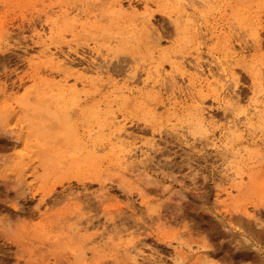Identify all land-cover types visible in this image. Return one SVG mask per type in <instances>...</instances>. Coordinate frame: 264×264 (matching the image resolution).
Masks as SVG:
<instances>
[{"label": "rangeland", "instance_id": "1", "mask_svg": "<svg viewBox=\"0 0 264 264\" xmlns=\"http://www.w3.org/2000/svg\"><path fill=\"white\" fill-rule=\"evenodd\" d=\"M247 10L258 48L239 23ZM192 65L213 74L220 101L185 95L187 79H204ZM251 66L264 84V0H0V264H179L176 237L198 253L182 264L202 253L208 264H264V160L247 165L223 148L229 124L243 130L250 101L264 102ZM39 88L57 98L36 103ZM91 112L114 125L88 121ZM258 118L250 133L264 140ZM128 153L133 179L121 182ZM237 168L241 186L230 190Z\"/></svg>", "mask_w": 264, "mask_h": 264}, {"label": "bare ground", "instance_id": "2", "mask_svg": "<svg viewBox=\"0 0 264 264\" xmlns=\"http://www.w3.org/2000/svg\"><path fill=\"white\" fill-rule=\"evenodd\" d=\"M131 5V4H130ZM131 9V8H130ZM112 10H113V13H121V12H123V8H122V5L118 2V1H116L115 3H113V5H112ZM151 17V16H150ZM149 16H146V18H144V22L143 23H141V31H143L144 33H148V31L149 32H152V31H154V26H153V24H152V22H151V18H150ZM241 22V23H240ZM239 23L240 24H242V26L244 27V29L246 30V32H247V34L249 35V39L251 38L254 42V44H256V47L258 48L259 47V45H258V41H257V38H256V34L254 33L255 31H256V28H255V20L253 19V15L251 14V12L249 11L248 12V10H247V12H244V15L241 17V18H239ZM190 24V23H189ZM188 24V25H189ZM190 26V25H189ZM259 31V30H258ZM215 32V31H214ZM152 34V33H151ZM211 37H213V33L211 32ZM219 38H220V35L218 36ZM218 37H216L217 39H218ZM250 39V40H251ZM220 41H221V43H222V48H220L221 49V51H222V53L223 54H225V55H229L230 53H231V47L229 46V43H228V40H225V38H220ZM253 44V45H254ZM260 44V43H259ZM235 48V47H234ZM257 51V50H256ZM258 52V51H257ZM29 54V53H28ZM27 54V55H28ZM41 56H43V57H46L47 55H49V58H48V61L50 62V63H52V62H54L55 60H59L58 58H57V56L55 55V54H53V53H50V52H48V50L47 49H43L42 51H41ZM197 54V53H196ZM60 56V55H59ZM60 58H62V57H60ZM64 58V57H63ZM193 59V61H194V63L195 64H197L198 62H199V60H200V58H199V55H196L195 57H193L192 58ZM40 62H41V60H40ZM56 62V61H55ZM66 62V61H65ZM68 62V61H67ZM63 63V62H62ZM190 63H192V62H190ZM64 64H66V63H64ZM68 64H70L69 62H68ZM172 66H174V65H172ZM184 66V65H183ZM193 66V65H192ZM176 66H174V69H176L175 68ZM191 67V66H190ZM252 67V66H251ZM199 65L198 66H193L192 68H191V70H194L195 71V73H197V74H199V75H202V77H204V79L203 80H201V79H199V81H198V84H197V82H196V84H197V86H195V84H194V82L192 81V80H188L187 79V85H188V90H189V93H187V94H185L186 96H189L191 99H193L194 98V96H199L202 92H205V91H207V92H211L212 91V93H213V95H214V99L215 100H218V101H220L219 99H220V97L221 96H219V93H218V91L217 90H215L214 89V85H216L217 84V82L218 81H216L215 80V77L213 76V74L212 75H206V74H204V73H202V70H199ZM253 69H251L250 70V74H251V76H252V80H253V82H254V85L257 87V88H261L262 89V91H264V84H263V80H262V78H261V76L262 75H260V71L257 69V68H255V67H252ZM65 69H66V67H65ZM188 69V68H187ZM56 70H58L57 68H56ZM260 70H261V68H260ZM155 74H156V77L157 78H161L164 74H163V72L162 73H160L159 75H158V68H155ZM56 72V71H55ZM57 73V72H56ZM154 74V73H153ZM155 74L153 75V76H155ZM181 74V76H184L185 75V72H181L180 73ZM261 74H263V73H261ZM57 75V74H56ZM149 75V74H148ZM195 75V74H194ZM165 76V75H164ZM166 77V76H165ZM158 79L157 80H154V81H152V84L154 85V84H157L158 83ZM234 82V81H233ZM173 84V86L175 85V83L173 82L172 83ZM145 85H146V83H145ZM147 86H149V89H150V84L149 85H146L145 86V88H147ZM172 86V85H171ZM151 87H153V86H151ZM156 87L158 88V86L156 85ZM156 87H155V89H156ZM175 87V86H174ZM219 87V86H218ZM99 89V88H98ZM152 89V88H151ZM177 89V88H176ZM175 90V89H174ZM173 90V91H174ZM172 91V92H173ZM177 91V90H176ZM191 91H193V93H190ZM220 91V90H219ZM38 97H37V100H36V103H39V104H46V103H48L49 101H52L53 99H52V97L53 96H51L45 89H43V88H39L38 89ZM125 92V91H124ZM52 93V92H51ZM121 93H123V92H121ZM133 93V92H132ZM180 94L182 93V91H180L179 92ZM261 93V92H260ZM11 93H9V95H10ZM130 94V93H129ZM156 94V93H155ZM175 94V93H174ZM51 98H50V97ZM182 96V95H181ZM5 97H6V95H5ZM185 97V96H184ZM10 98V97H9ZM54 99L55 98H57V97H53ZM58 98L60 99V97L58 96ZM177 98H179V96L177 97ZM189 98V99H190ZM192 102V101H191ZM12 103V102H11ZM225 103V102H224ZM227 104H230V103H228L227 102ZM239 104V103H238ZM250 104H251V107H252V110L254 111L253 112V114L252 115H250V116H248L249 115V112L248 111H243V113H245L246 115H245V123L244 124H242V127L244 128L243 130L241 129V127H239L238 126V124L236 123V122H232L231 124H229V126L227 127V130H226V133H225V138H224V141H223V148L225 149V151H228V152H230V154L231 155H235V153L236 154H238L240 151H242V152H244L247 156H248V159H247V165H253V163L255 162V159H256V155H258L260 158H261V160H264V140L263 139H261V137H258V138H256V137H253V135L250 133V130L253 128V119H254V117L255 116H257V118L259 117L260 119L261 118H264V102L262 103H260V102H257V100H252V101H250ZM253 104V105H252ZM226 106V105H225ZM231 106V105H230ZM199 107V106H198ZM197 106H194L192 109H191V112H192V118L191 119H193L194 121H195V123L198 125V126H201L202 127V125L204 126L205 125V123L203 122L204 121V118L202 117V112L200 111V109L198 108ZM201 107V106H200ZM8 108H10V111L12 112V114H14L15 115V113H14V111L16 110V108L14 107H11L10 106V104H8ZM202 108V107H201ZM226 108H227V106H226ZM225 108V109H226ZM228 108H230V107H228ZM248 109V108H247ZM229 110V109H228ZM251 110V109H250ZM187 114V113H186ZM87 116H88V121H91V122H95L98 126H112V124L113 123H115L114 121L112 122H108V120H109V118L106 116V115H101V114H99L98 112H91L90 114L88 113L87 114ZM111 117V116H110ZM116 118V117H115ZM258 118V119H259ZM15 119V118H14ZM111 119L112 120H116V119H114V118H112L111 117ZM207 121V120H206ZM264 121V120H263ZM116 122H117V120H116ZM114 125V124H113ZM116 125V124H115ZM256 127V126H255ZM16 129H18L17 130V134L19 133V135L16 137V141H19V143H22L23 142V139H22V131H23V127L21 126V124L20 123H18L17 124V126H14V129L11 131V132H13L14 130H16ZM123 129V128H122ZM101 131H102V129H101ZM253 131V130H252ZM89 132V131H88ZM104 132V131H103ZM106 132V131H105ZM97 133V132H96ZM117 136H113V139H114V141H115V143H119V144H121L123 141L122 140H120L121 139V137H123L122 136V134H121V129H119L118 131H117ZM253 133V132H252ZM89 134H90V132H89ZM93 134H94V132H93ZM92 134V135H93ZM127 135V134H126ZM256 135V134H255ZM97 136V135H96ZM261 136V135H260ZM95 137V136H94ZM128 137V136H127ZM245 137H248V139H245ZM125 138V137H124ZM94 139V138H93ZM112 139V138H111ZM111 139H109V140H107L106 141V143H107V145H112L110 142L111 141H113V140H111ZM126 139V138H125ZM93 142V141H92ZM18 143V142H17ZM243 146V145H245V147L243 146L240 150L238 149V150H236V148L235 147H238V146ZM14 146V145H13ZM16 146V145H15ZM116 147V146H115ZM214 147V146H213ZM99 148V147H98ZM90 149V148H89ZM95 149V148H94ZM93 149V150H94ZM97 149V148H96ZM116 149V148H115ZM91 150V149H90ZM113 150V149H112ZM23 151V150H22ZM97 151V150H96ZM95 151V152H96ZM99 151V150H98ZM234 151V152H233ZM224 152V151H223ZM241 152V153H242ZM99 153V152H98ZM243 153V154H244ZM95 154H97V153H95ZM94 154V155H95ZM122 156V155H121ZM121 156H119V158L121 157ZM129 157V153L128 154H125V155H123V158L125 159V160H123V164H125L127 161H130V160H127V158ZM129 158H131V157H129ZM260 160V161H261ZM94 162V161H93ZM257 162V161H256ZM264 162V161H263ZM121 165H122V162H121ZM126 165V164H125ZM118 166V165H117ZM124 166V165H123ZM120 168H121V166H120ZM125 169V168H124ZM126 171H124V173H123V175L119 178V180H121V182L122 181H129L130 182V180H132L133 179V172H134V169H132V168H130V163H129V165H126V169H125ZM101 172H103V171H101ZM30 176H32V175H30ZM225 177H227V176H225ZM28 179V178H27ZM31 179V178H30ZM232 181H237L235 184H230V186H229V189L230 190H233V189H235V190H239L240 189V186H241V182H242V179H243V177H242V173L240 172V170L237 168L235 171H234V173H233V176H232ZM118 180V179H117ZM24 182H27V180L26 179H23V181H22V183H24ZM105 183V182H104ZM24 186L26 187L25 188V190H27L28 192L30 191V189H31V187H32V185H27V184H24ZM103 187H104V185H102ZM105 188V187H104ZM163 188V187H162ZM163 190V189H162ZM224 192H225V195L228 197L230 194H231V191H228L227 189H225V190H223ZM31 193V192H30ZM32 194V193H31ZM143 194H145L144 192H143V190L141 189V190H139V192H138V196H139V198H141L142 199V197H143ZM72 195V194H71ZM32 197H34V194H32L31 195ZM74 196V195H73ZM101 196H103V195H100V197ZM145 196V195H144ZM67 197V196H66ZM75 197H76V195H75ZM75 197H73V198H75ZM99 197V196H98ZM105 197V196H104ZM72 198V197H71ZM77 198V197H76ZM101 198H103V197H101ZM145 198H146V196H145ZM35 199V198H34ZM40 200V199H39ZM68 200H69V198H68ZM143 200V199H142ZM38 201V200H37ZM145 203V202H144ZM226 211V210H225ZM226 213L228 214V219H227V221H228V223H241V220L240 219H238V218H236L235 216H233V215H231L230 214V212H228V211H226ZM243 214L246 216L247 215V210L245 209V210H243ZM249 215V214H248ZM247 217H249V216H247ZM224 218V217H223ZM226 219V218H225ZM224 219V220H225ZM243 225V224H242ZM77 226H78V223H77ZM79 228V227H78ZM82 229V228H81ZM81 229H79V230H81ZM73 230V229H72ZM178 237H176V239H175V242H174V246H173V248L176 250V251H174V252H176V254L175 255H177V258H176V260H174V261H177L178 263L179 262H181V263H179V264H182V261L183 260H185L186 258H188V257H195L196 255H198V253H194V251L188 246H183V244L180 242V240H178L177 239ZM180 238V237H179ZM173 242H172V244H173ZM117 250V249H116ZM126 254H128L129 256H132L131 258V260H133L134 262H135V256H133L132 255V252L135 250L134 249V247H128V248H123L122 249ZM197 250V249H196ZM198 251V250H197ZM182 253V255H180ZM196 259L198 260V262L200 263V264H206L207 263V261H208V255H207V253L205 254V253H202V254H200L199 256H197L196 257ZM176 263V262H175ZM83 264H89V263H84L83 262ZM197 264V263H196ZM208 264V263H207Z\"/></svg>", "mask_w": 264, "mask_h": 264}]
</instances>
